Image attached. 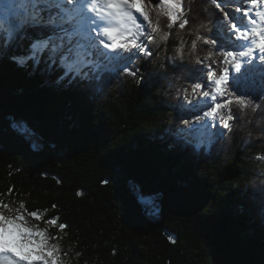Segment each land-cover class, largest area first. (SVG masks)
Returning <instances> with one entry per match:
<instances>
[{
    "label": "trees",
    "instance_id": "obj_1",
    "mask_svg": "<svg viewBox=\"0 0 264 264\" xmlns=\"http://www.w3.org/2000/svg\"><path fill=\"white\" fill-rule=\"evenodd\" d=\"M155 4L152 26L158 21L160 31L152 32V54L133 57L136 75L121 70L102 89L58 87L62 70L48 75L43 63L33 72L31 62L23 68L9 58L0 62V201L66 224L60 231L37 221L61 237L50 242L66 253L64 264H264V75L230 68L231 79L255 81L256 94L246 108L230 105L229 129L217 120L193 152L175 135L182 120L195 118L183 90L191 91L198 77L187 69L206 76L207 65L216 71L225 65L217 45L197 41L193 50L192 41L212 39L223 13L212 0H183V15L169 28ZM181 45L182 59L175 51ZM209 51L212 60L205 59ZM254 64L264 68L260 59ZM193 95V103L202 99ZM21 124L41 149L14 129ZM134 188L142 198H158L157 221Z\"/></svg>",
    "mask_w": 264,
    "mask_h": 264
},
{
    "label": "snow or ice",
    "instance_id": "obj_2",
    "mask_svg": "<svg viewBox=\"0 0 264 264\" xmlns=\"http://www.w3.org/2000/svg\"><path fill=\"white\" fill-rule=\"evenodd\" d=\"M151 2L0 0V62L9 58L22 68L31 62L33 72L43 63L48 75L54 67H58L62 70L55 80L58 87L75 84L86 89L93 85L102 89L121 70L135 76L136 72L129 67L133 57L150 56L152 53L148 45L154 40L152 32L160 31L158 21L152 26ZM212 3L223 13V18H217L213 38L197 35L192 41V49L195 50L197 41L217 45L223 52L220 63L225 66L216 71L211 64L207 65L206 76L198 75L203 69H187L198 79L192 84L191 91L187 88L183 90L184 100L190 106L189 111L200 114L195 115L194 121L182 120L184 127L176 129L175 135L178 140L190 145L193 152L200 149L209 127H215L217 120L223 128L230 127L229 122L235 119L230 105L236 103L246 108L251 103L248 97L256 94L255 81L245 75L233 76L230 88V68L241 73L243 63L264 75V68L253 64L257 50L261 54L260 61H264V8L261 7L264 0H212ZM228 4L236 5L231 14L225 10ZM182 5L183 0H156L154 7L158 14L168 16V27L171 28L183 15ZM187 23L186 19L183 20L179 28L184 29ZM147 27H151V32L145 31ZM168 35L165 32L164 38ZM175 51L182 59L183 45ZM205 59L212 60L213 52L209 51ZM197 63L203 61L198 59ZM116 65H122V68ZM183 67L186 66L176 65L174 70ZM242 79H248V84L242 85ZM144 83L150 86L151 80ZM259 88L264 90V81L260 82ZM198 90L202 99L193 103L189 97ZM13 126L31 134L26 125ZM211 135L223 133L213 132ZM143 199L146 210L154 214L156 205L152 197ZM13 211L14 214H10ZM28 217L58 226L60 231L67 227L58 223V217L44 221L38 211L27 212L23 203L13 210L0 201V264H64L62 255L66 253H62L59 244L50 242L61 237L49 235L48 229L30 224Z\"/></svg>",
    "mask_w": 264,
    "mask_h": 264
},
{
    "label": "rangeland",
    "instance_id": "obj_3",
    "mask_svg": "<svg viewBox=\"0 0 264 264\" xmlns=\"http://www.w3.org/2000/svg\"><path fill=\"white\" fill-rule=\"evenodd\" d=\"M149 7H150V14H151V16H152L153 19H154V18H155L154 13H153V11H152V9H151V6H149ZM235 7H236V5H234V4H228V5L226 6L227 11H230V14H231L232 12H234ZM242 11H243V9H242ZM241 14H242V13H241ZM237 15H240V14H237ZM260 55H261V54H260V53L258 52V50H257V52H256V54H255V59H254L253 62L258 61ZM253 64H254V63H253ZM249 68H252V66H250ZM245 69H248V67L242 63L241 72H242L243 70H245ZM231 80H232V79L230 78L229 81H231ZM193 97L196 98V99H197V98H202V93H201V91L199 90L198 92H196V93L193 95ZM191 112H192V116H195L196 114H200V112H198V111H195V112L191 111ZM14 129H15L17 132H19L22 136H24L27 140H29V141L32 143L33 146H34V145H38V147H35L36 149L39 150V149L42 148V144H41L40 139H39L34 133H32V132H31V134L24 133V132H22L21 129H19L18 127H14ZM227 129H229V128H227ZM209 137H210V132H209V130H208V134H207V136L205 137V141H206V142L210 139ZM134 193H135V195L138 197V199H139V201L141 202V204L143 205V207H144V209H145V213H146V215H147L150 219H152V220H154V221H157V220L159 219V217H160V206H159V203H158V198H157V197H152V199L154 200V203H155V205H156V212H155L154 214H150V213L146 210V205H145V203H144V199L141 197V194H140L139 190L136 189V188H134ZM19 206H20V204H14V205L12 206V209L15 210V209H17ZM5 212H6V214H9V213H7V210H5ZM10 214H14V211H13V213H10ZM28 219H29L30 224L38 225V226L41 228L40 224H39L36 220H33L31 217H28ZM49 228H50V227L47 226L45 229H48V230H49Z\"/></svg>",
    "mask_w": 264,
    "mask_h": 264
},
{
    "label": "bare ground",
    "instance_id": "obj_4",
    "mask_svg": "<svg viewBox=\"0 0 264 264\" xmlns=\"http://www.w3.org/2000/svg\"><path fill=\"white\" fill-rule=\"evenodd\" d=\"M262 8H264V5H262ZM254 63V62H253ZM248 68L250 67V66H247Z\"/></svg>",
    "mask_w": 264,
    "mask_h": 264
}]
</instances>
